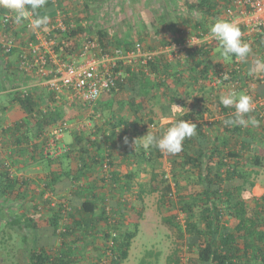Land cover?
Returning a JSON list of instances; mask_svg holds the SVG:
<instances>
[{
    "label": "trees",
    "instance_id": "16d2710c",
    "mask_svg": "<svg viewBox=\"0 0 264 264\" xmlns=\"http://www.w3.org/2000/svg\"><path fill=\"white\" fill-rule=\"evenodd\" d=\"M62 1L54 4L46 0L33 13L36 19L47 17L48 22L57 8L61 9L65 28L55 30L53 49L63 62H71L89 37L97 39L105 51L121 48L138 56L130 63L116 61L111 67L113 84L94 102L73 98L67 86L58 92L42 83L43 77L18 65L23 82L34 78L33 86L24 88L11 82L2 87L25 120H38L49 130L66 121L65 130L78 135L74 142L64 143L63 131L61 150L54 156L44 154L48 172L43 177L37 173L38 181L22 182L24 187L19 184L21 190L16 189L20 176L10 170L9 161H0V211H7L6 218L0 212V221L19 230L16 218L25 215L24 240L28 235L33 239L23 248L26 263L124 264L139 231L144 197L158 193L161 222L172 232L183 234L180 238L189 254L184 263L183 243H176L166 264H264V195L252 193L255 180L247 168L248 164H262L258 149L264 143V75L258 76L264 72V30L241 37L251 52L238 62L235 57H221V45L208 37L216 20L231 21L229 12L235 10L231 0H182L172 9L159 3L161 8L152 10L151 17L136 8L139 0H120L121 6L112 10V19L118 16L126 25L123 33L118 28H94L89 11L79 19L70 16V8L63 7ZM85 7L88 9L87 3ZM6 13L10 11L0 6V32L5 30L2 33L23 45L29 36L33 39L31 34L20 35L22 29L14 16L7 28H2ZM132 13H138L143 21L131 20ZM141 24L134 29L133 25ZM19 44L9 54L16 52L19 58L24 53ZM9 54L0 50V56ZM6 80L10 82L9 77ZM249 81L256 87L245 88ZM229 89L252 98L253 111L248 116L256 119L258 126H225L223 122L235 109L220 104L219 96ZM205 97L215 112L199 107ZM11 106L0 104L4 112ZM205 112L219 116L209 120L204 118ZM84 117L90 121L86 132L75 125ZM164 117L173 120L161 125ZM181 119L197 128L195 135L184 140L180 153L142 147L139 138L148 131L159 135ZM38 130L42 131L41 127ZM167 162L175 193L168 189ZM13 202L20 205L21 214L11 215ZM55 237L59 243L54 242Z\"/></svg>",
    "mask_w": 264,
    "mask_h": 264
},
{
    "label": "built area",
    "instance_id": "2783aa9c",
    "mask_svg": "<svg viewBox=\"0 0 264 264\" xmlns=\"http://www.w3.org/2000/svg\"><path fill=\"white\" fill-rule=\"evenodd\" d=\"M56 4L57 0H49ZM233 9L230 11L231 21L238 26H242V37L250 36L253 32L264 30V0H231ZM237 13V14H235ZM14 14L6 13L2 20V28L6 29L8 22L11 21ZM36 17L31 9H28V16L22 20L18 27L25 28L33 35V39L26 38L24 45L19 44L15 38L7 33L0 32V50L9 54L19 44L24 51L17 56V65L25 72H34L43 77L42 83L50 88L61 92V87H70L73 91L72 97L83 101L94 102L100 93L113 84L111 67L117 60L124 63H130L138 55L134 52H124L121 48L107 50L100 48L97 39L89 37L79 46L78 50L72 56L71 62H63L53 49L55 44V30L65 28L60 14L52 21L43 25H49L47 29L35 27ZM195 43V41H193ZM173 45L172 49L177 50ZM236 61H241L235 58ZM223 76V73H221ZM49 76L48 78H46ZM264 104V99L261 100ZM66 121L58 123L47 133V148L44 154L55 155L61 148L59 139L63 131L67 128ZM12 171V169H10Z\"/></svg>",
    "mask_w": 264,
    "mask_h": 264
},
{
    "label": "rangeland",
    "instance_id": "374dc122",
    "mask_svg": "<svg viewBox=\"0 0 264 264\" xmlns=\"http://www.w3.org/2000/svg\"><path fill=\"white\" fill-rule=\"evenodd\" d=\"M119 1L120 0H102V1L63 0L62 4L63 7L67 5L70 8L69 11L70 16L78 19L80 17H83V15H85V13L89 11V13H91L92 15L91 22L93 23L92 25L94 28L109 27L110 31L111 29L115 30V28H118L119 32L123 33L124 32L123 30L126 27V25L121 24L122 22L119 20L118 16H116L117 18L116 20L112 19L113 16L112 10L114 11L115 8L116 9L119 8L120 5ZM139 1L140 3L138 4L136 2V8H140L141 10L145 11L148 17L152 16L153 13L152 10L153 11L154 9L159 10V8H161L160 4H162V6L164 5L165 7L169 6L168 8L172 9L173 6L176 5L180 6L181 5L180 3L182 2V0H139ZM85 3L88 4V9L85 7ZM124 3L125 2L123 1L122 4ZM57 10H58V15L60 14L61 16V9L57 8ZM56 15L57 13L54 16H52V19H55ZM132 18L133 20H135L136 18L137 20L136 22H138V20L143 21V19L139 18L138 13H132L130 19L132 20ZM22 23L23 21H21L19 24L17 23L16 24L21 25ZM142 26H143L142 24L133 25L135 30L141 28ZM21 29H22L21 31L22 33L20 32V35L22 34L27 35L29 33L25 28H21ZM215 51L217 50L215 49ZM262 75H264V72H262V74L259 75L258 77H261ZM250 85L251 88H254V86L256 87L255 82L249 81L247 82L245 88L248 89ZM199 104H200L199 105L200 108L208 107L212 112H215L216 110L213 103L209 101V99H207L206 97L205 100L199 102ZM218 116H219L218 113H215L213 116H211V113L209 112H205L204 114V118L209 120L213 119V117H218ZM74 119L77 118L75 117ZM171 121L172 119L169 120L163 119L161 121V125H164ZM75 125L81 126L84 132H86L88 130V127H90V121L84 117L82 118V120L77 121V124ZM77 137L78 135H76L74 130L68 129L64 131L62 139L64 143H71L74 142V139ZM258 153H260L262 157V164L261 165L248 164L247 168L251 170L252 177L255 180V185L252 188V193L255 196H262L264 195V143L260 145V148L258 149ZM166 165L167 167L165 169V173L168 179L167 181L168 189L172 193L173 192L175 193V187L173 185V182L170 180V174H169L170 164L167 162ZM33 180L36 179L33 178ZM158 197H159L158 193L145 195L144 197L145 210L143 213V217L139 221V231L131 244L129 256L127 260L124 262V264H140L141 260L145 261L143 264H166V257L173 251L175 247L174 245L176 243L179 244V242L183 243L182 248H180V251H182V255H183L182 257L183 262L185 263L186 260L188 259L189 254L185 252L186 248L184 246V241L182 242V238H180V235L183 234H180L177 231L172 232L161 222V216L159 213V209L157 208ZM131 201L132 203L135 202L136 206L138 205L137 204L138 201H135L134 197L131 198ZM25 207H29V206L25 204ZM15 208L16 206H13L12 210ZM0 212L2 217L6 218L7 215L5 216L4 214V212L7 213L6 209H4L3 211L2 208ZM16 219L19 221L17 222L19 230L17 228L14 229L12 225L6 226V222L0 221V264H27L26 261L24 260L26 257L23 254V248L24 246H27L26 244H31L33 239H31L30 236L28 235V238L24 240L25 234H23V232L25 231L22 230V227L24 225L25 215H20ZM179 219H180V223L182 224L183 221L182 214L180 215ZM183 240H185V238H183ZM54 242L59 243V240H57L55 237ZM90 250L92 251V249ZM85 254L92 256L94 255V252L85 251Z\"/></svg>",
    "mask_w": 264,
    "mask_h": 264
},
{
    "label": "clouds",
    "instance_id": "9594fccd",
    "mask_svg": "<svg viewBox=\"0 0 264 264\" xmlns=\"http://www.w3.org/2000/svg\"><path fill=\"white\" fill-rule=\"evenodd\" d=\"M45 2L46 0H0V6L13 13L14 22L19 24L28 16L29 8L35 12L43 7ZM46 22L47 17H39L34 21V26L40 27ZM208 37L219 42L221 45L220 55L223 58L235 57L244 61L251 52L250 45L242 40L241 29L234 21L216 20L209 28ZM219 103L225 108L235 109L232 116L223 122L225 126H258L259 122L248 116L253 111V101L249 95L245 93L238 94L229 89L221 92ZM196 128L195 123L181 119L159 135L148 131L146 135L139 139L145 149L156 148L162 153L177 154L182 151L184 140L195 135Z\"/></svg>",
    "mask_w": 264,
    "mask_h": 264
},
{
    "label": "crops",
    "instance_id": "0c3cea01",
    "mask_svg": "<svg viewBox=\"0 0 264 264\" xmlns=\"http://www.w3.org/2000/svg\"><path fill=\"white\" fill-rule=\"evenodd\" d=\"M140 3V1H138ZM139 6V5H138ZM15 51V50H14ZM0 56V104H12L10 109H7L5 112L0 108V161H9L12 170H14L15 175L20 176L18 178V185L16 189L21 190L22 182L28 181L27 179L36 178L37 173L42 175L47 171V157L44 155L45 148H47V133L48 129L43 128V123L38 122L33 118L23 117V113L20 112L18 106L15 102L12 101V98L7 96L6 89H2L8 83H19V87H31V83L34 78L26 79V82H23V75H20L17 71V57L16 52ZM6 77H9V80H6ZM33 86V85H32ZM44 89L43 87H40ZM38 87V90H40ZM10 93V92H9ZM4 115L7 118H4ZM163 119H172V117H164ZM27 124H33V126H28ZM12 126V127H11ZM20 127V131H19ZM28 127V128H27ZM42 129L39 131L38 128ZM3 128H8L9 130L4 131ZM21 132L24 133L21 137ZM19 136V139H18ZM4 141H8L7 144ZM43 153V155H42ZM37 179V178H36ZM40 181L38 182L39 185ZM21 184L22 186H20ZM36 190L38 187L35 188ZM34 189V190H35ZM36 201L37 197H34ZM17 198L15 197V200ZM33 199V198H32ZM30 200V197L27 198V201ZM16 202V201H15ZM30 202H28L29 205ZM16 206L15 209L11 210V215L20 214L22 210L19 208V204H13ZM12 217V216H11ZM13 218V217H12Z\"/></svg>",
    "mask_w": 264,
    "mask_h": 264
}]
</instances>
